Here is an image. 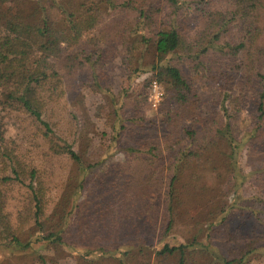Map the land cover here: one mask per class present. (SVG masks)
Listing matches in <instances>:
<instances>
[{
	"label": "trees",
	"instance_id": "16d2710c",
	"mask_svg": "<svg viewBox=\"0 0 264 264\" xmlns=\"http://www.w3.org/2000/svg\"><path fill=\"white\" fill-rule=\"evenodd\" d=\"M116 58L147 74L137 94L112 90ZM190 72L227 82L209 118ZM153 80L163 130L144 111ZM74 84L103 92L123 161L79 152ZM248 161L264 181V0H0V245L43 243L45 264H242L264 249V196L241 193ZM123 198L114 229L92 230Z\"/></svg>",
	"mask_w": 264,
	"mask_h": 264
},
{
	"label": "rangeland",
	"instance_id": "374dc122",
	"mask_svg": "<svg viewBox=\"0 0 264 264\" xmlns=\"http://www.w3.org/2000/svg\"><path fill=\"white\" fill-rule=\"evenodd\" d=\"M87 36V35H86ZM86 36L82 39V41L75 45L65 44L62 52V56L68 55L73 52H77L83 48H85ZM126 65L122 63L121 58H116L109 66L110 73V82L111 88L113 91L118 92L120 89L127 88L132 96L137 94L144 85V80L147 74L135 75L133 77L128 76V70L125 68ZM189 69L186 68V71ZM195 80V85L197 91L199 92L203 104L202 111L203 116L209 118L211 116L214 98L217 93L228 87L227 82L222 77H206L201 76L200 74L189 73ZM153 82V81H152ZM151 84L148 85V98L147 101L143 102V106L145 107L146 115L150 118H154L158 121L159 129L163 130L164 125L160 121V106L166 98V90L163 85L160 83L163 88V95L159 104L155 107L150 101V92H151ZM227 85V86H226ZM235 92H231L234 94H240L243 91L234 87ZM66 101L68 105L72 106L79 117L81 115V135L78 138V142L76 143V147L79 152L82 154L84 159L88 162L97 161L102 155L111 156L116 161H123L124 156L122 153L116 151V143L112 139L114 136L113 128L111 127V108L106 103V99L104 97L103 92H96L91 90L89 87H85L82 85L74 84L73 87L66 94ZM170 105V103H168ZM242 108L240 109L241 118L247 122H250L253 118L258 115V110L251 105V103H247L245 99H242L241 103ZM236 108H238L236 106ZM113 140V141H112ZM251 158V157H248ZM256 162V160H253ZM253 162L248 161L245 162V170L248 173L245 184L242 186L241 193L243 196L252 197L256 195L264 196V181L263 178H257V173H254ZM155 196V194H153ZM126 198V197H125ZM125 198L120 199V201H114L110 204L108 203V209L110 210V218L108 214H106L103 210H98L99 214L104 216V219L101 218L100 223L96 226V228L92 229L95 231H107L114 229V220L120 217V202L124 201ZM155 198V197H154ZM126 202V201H125ZM190 210L189 212H194V214H199V210L203 208L200 205L199 207L195 206H186V209ZM199 212V213H198ZM132 214V212H131ZM191 214V213H190ZM192 215V214H191ZM74 214H71L70 217L73 218ZM238 224H240V220L233 219L231 221V225L235 228ZM177 231H181L178 233ZM177 234L183 233V228L179 227L177 229ZM159 236V230L156 234V240L153 244L152 250L155 254L157 249V240ZM42 254H47V256L55 255V253L45 246L43 243L34 242L31 246L22 249L17 247L0 245V264H45L41 262ZM75 254V253H74ZM47 264H76V258L74 255L67 254L61 257L58 261L49 262ZM216 264H222L221 260H217ZM242 264H264V249L262 247L259 248V251H256L249 259H246Z\"/></svg>",
	"mask_w": 264,
	"mask_h": 264
},
{
	"label": "built area",
	"instance_id": "2783aa9c",
	"mask_svg": "<svg viewBox=\"0 0 264 264\" xmlns=\"http://www.w3.org/2000/svg\"><path fill=\"white\" fill-rule=\"evenodd\" d=\"M163 95V88L161 87L160 83L157 80H153L151 85V92H150V101L153 106H157L161 100Z\"/></svg>",
	"mask_w": 264,
	"mask_h": 264
}]
</instances>
